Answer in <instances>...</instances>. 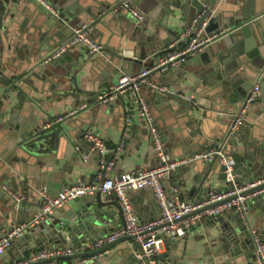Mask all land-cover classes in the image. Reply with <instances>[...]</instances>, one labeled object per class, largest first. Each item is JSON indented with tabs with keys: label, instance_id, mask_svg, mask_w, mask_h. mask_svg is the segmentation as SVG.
I'll return each mask as SVG.
<instances>
[{
	"label": "crops",
	"instance_id": "0c3cea01",
	"mask_svg": "<svg viewBox=\"0 0 264 264\" xmlns=\"http://www.w3.org/2000/svg\"><path fill=\"white\" fill-rule=\"evenodd\" d=\"M49 1L59 10L66 4L75 5V9L77 7L85 9L83 6L89 5L91 0ZM119 1L111 0L110 5L105 6L103 9L93 6L86 15L82 13L80 17L76 16L73 18L74 21L78 19L77 23L82 21V18L91 20L94 26L91 32L92 37L102 45L101 51L92 55V57L81 46H74L65 52L70 54V60L75 61L77 58V63L74 64L75 68L79 67L81 62L83 65L80 66L76 73L79 86L85 90L80 93V100L74 102V98L71 96H59V98L56 97L50 103H43L45 99L48 100V98L57 96L60 89L55 84L54 74L50 75L48 72L42 71L37 62L40 59V54L44 52L42 50L44 44H58L57 42L62 38L67 40L70 36L71 27L66 32H63L65 25L62 24L60 19L55 18V16H52L32 1L0 0V70L2 72L1 76L7 80L5 82L0 79V119L2 114L4 115L3 121H0V236L5 234V227L2 224L6 223V226H11L18 220L29 217L37 211L39 203L37 191L43 185L48 188L50 194H56L63 187L72 183L90 184L95 182L98 155L97 152L91 149V145L87 143L83 136L87 131H93L102 137L111 151L121 140L122 131L125 127V118H129V136L121 155L116 160L111 171L112 176H117L121 172L132 170L137 166L153 167L158 163V156L148 128L139 112L132 108L130 95L123 93L107 103L100 102L97 99L100 92L115 83L121 75V68L117 67L115 54L123 52L125 55L132 56V51L126 49L125 44L138 47L139 41H142L140 39L141 30L136 29V26L141 21H137L135 17L124 10L112 11V6ZM236 2L237 0L218 1L216 11H222L225 16H229L237 9ZM135 4L145 15L143 24L147 27L148 32L159 31L160 36L156 39V44H164V41L168 40L170 45L180 32L188 27L186 21L178 18L173 19L170 16L166 23L162 24L164 20L163 13L152 9V0H138ZM152 11L154 12L152 13ZM167 27L174 30L175 34L171 35ZM262 28L264 30V25ZM197 32L201 36L200 31ZM60 33H62V36ZM164 48L162 47V49ZM206 48L190 56L186 63L178 68L154 73L152 76L154 81L166 84L170 88V92L164 93L167 95L165 98H160L158 93L148 86L140 88V93L144 97L153 117V125L160 135L167 159L187 156L191 150L193 151L190 141L192 137L189 134L191 129L189 125L190 113L188 112L193 102H190L187 99L188 97L193 99V104L196 107L200 104L206 106L212 104L216 108L215 111L210 110L205 119V127L203 129L209 135L221 132L220 121L218 120L226 114L222 109L226 108L234 113L240 107L242 98L236 103L225 101L221 97L220 88H212L208 78L197 76L203 74L209 66V62L197 58V56L206 51ZM90 57L92 60L95 59L96 62L87 61ZM147 58L145 57L143 61H146ZM70 60H65L63 65H67ZM137 67V65H133L132 73H135L134 70L140 69ZM34 70H38V75L32 76ZM18 75L20 78L17 81L15 80L16 82H21L22 77L30 76L35 88L30 82H23L24 89L28 91L25 92L27 94L30 93L33 97L43 98L41 104L34 102V108L28 109L30 101L19 103L18 97L15 95L18 89L15 86L10 87V82L16 79ZM44 75L47 79L43 77ZM9 76H11L10 79ZM69 81L71 82L72 79L69 78ZM250 89L251 87L248 85L244 87L245 94ZM260 89V96L249 107L244 123L240 127L242 132L246 133V138L249 134V142L254 140L251 134V131H253L251 125L264 118L259 108V99L264 96V82L261 83ZM82 104H86L83 109L60 121L64 131L68 132V134L66 138L61 139L60 146L56 150L55 148H50L49 152L40 154L44 158L39 159L36 154L28 153L27 150L21 149L20 142L17 140L21 130L28 129V127L32 128L37 124L43 128L48 123H51V129L55 128L58 123L53 121L58 114ZM198 117L200 119L204 118L203 115ZM44 119L47 122L42 124ZM68 120H72V124L66 122ZM4 122L6 124L10 122L8 125L11 128L8 129L6 127L7 130L2 133L1 125ZM246 122H250V126ZM196 127H202L201 123L198 122ZM260 131L264 133L263 128H260ZM67 143H70L71 146L67 145ZM217 146H220L219 143H216L210 149L218 148ZM247 147L248 150L254 148L250 144ZM242 149L236 148L245 158V163L246 160L252 161L251 155L247 158L245 150ZM80 152L87 154V157L82 158ZM225 153L227 154L228 152L225 151ZM192 165L180 166L168 176L166 175L162 181L165 187L171 184H178L180 187V198L189 201L197 200V196L202 195L203 188H206L204 169ZM243 178H247L246 174L242 175ZM12 179L17 189H14ZM223 187V181L213 176L210 189L219 190ZM14 194L25 195V198L20 200L23 201V204L17 211H15L17 206L14 207L9 202L11 199L19 202L14 197ZM101 196L102 199L110 197L107 205L108 209L112 206L116 209L114 217L100 227L102 228L100 229L102 230L101 233L104 232L105 235L113 228L119 226L122 223V219L119 208H116L112 203L113 201L116 202L115 195L110 192L101 193ZM128 196L139 220H147L157 214L158 208L150 189L132 190L128 193ZM71 204L66 202L57 209L66 212ZM12 210L15 213H12ZM232 212L223 213L220 217L222 219L220 222L217 218H202L187 230L184 236L176 240L168 237L164 238L161 243L159 260L162 264H214V261H209V258H212L213 255L206 252V249L209 245L216 243V246L209 247L212 251L216 250L218 246L217 238L223 233V225L225 223L229 226L234 225ZM246 220L251 223L253 234L254 231L257 232L258 230L260 233L257 236L264 239V202L259 203V205L250 204L244 221ZM101 233L98 236L101 237ZM91 235L94 237V234ZM38 236L40 238L39 242L44 247L39 248L40 246L35 242V239L30 238L29 244L32 250L69 246L78 248V252H85V250L81 249L84 243L79 246L78 244L80 243H76L79 242L81 236L71 239L66 235L67 241L64 243L56 240H51L48 243L44 234ZM252 244L253 240L252 243L245 244L242 250L243 254L238 260L243 262V264L246 262L253 263ZM136 246L134 240H123L97 255L85 257L87 261L82 263L138 264L136 258L131 255L133 250L137 249ZM22 250V244L13 243L10 250L7 249L0 254V264L12 263L17 256L22 254ZM247 254H250V256H247ZM225 258L226 255L221 259L225 260ZM80 259L81 257L60 258L58 261L61 263L80 264Z\"/></svg>",
	"mask_w": 264,
	"mask_h": 264
},
{
	"label": "water",
	"instance_id": "95a60500",
	"mask_svg": "<svg viewBox=\"0 0 264 264\" xmlns=\"http://www.w3.org/2000/svg\"><path fill=\"white\" fill-rule=\"evenodd\" d=\"M137 2L138 0H134V4ZM110 3L111 0H91L89 5L83 6L85 9H80L79 7L75 9V5L66 4L59 9V15L55 18H59L62 24L65 25L63 32H66L69 27L88 21V19L82 18L83 20L77 23L78 19L75 21L73 19L76 16L80 17L82 13L86 15L87 12L91 11L93 6L103 9L105 6L110 5ZM217 4L218 0H152V9L163 13L164 20L162 21V24L166 23L170 16L173 19L178 18L186 21V25L191 26L192 35L197 31H200L201 37L211 36V39L204 47H207L205 49L206 51L204 50L205 52L197 56V58L209 62V66L203 74L197 76L200 78H208L211 82L212 88H220L219 91L221 97H223L225 101L236 103L239 99H243L246 96L244 87L247 85L252 87L257 78H259L258 81L260 85L264 82V30H262L264 25V0H237V9L229 16H225L222 11H216ZM154 11H152V13ZM144 20L139 22L136 26L137 30H141L140 39L142 40L139 41L138 47L125 44V48L132 51V56L125 55L123 52L115 54L117 58V67L121 68V74H132L134 64L139 68L145 65H151L155 58H157L169 45L168 40H165L164 44H156V39L160 36V33L158 30L148 32L147 27L143 24ZM167 29L171 35L175 34V31L171 28L167 27ZM60 35L62 36V33H60ZM64 41H66V38L59 40L57 42L58 44L45 43L42 49L44 52L40 54V59L37 62V65L41 67L42 71L48 72L50 75L54 74L55 84L58 89H60L57 96L50 99L48 98V100L45 99L43 103H50L54 101L56 97L59 98V96H71L74 98V102L79 101L81 97L80 93L85 91L79 86L76 78L77 70L80 66H83L81 62L79 67L75 68L74 64L77 63V58L75 61H72L70 60V54L64 53L56 59L46 60L47 55L57 47V45ZM162 47L165 48L162 49ZM94 54L97 53H89V56L92 57ZM147 56H149V58H147ZM91 57L87 59V61L91 60V63L96 62V60H92ZM145 57L147 60L143 61ZM65 60H70V62L67 65H63ZM134 71L136 73L139 70ZM35 75H38V70L32 72V76ZM43 77L47 79L45 75ZM10 78L11 76H9V79ZM19 78L20 76L18 75L16 76V79H13L10 82V87L15 86V88L18 89L15 95L18 97L19 103L30 101L28 109L34 108V102L41 104L43 98H36L30 93H28V95L25 92L27 89H24L23 82H30L35 88L34 82L30 79V76L22 77L21 82H16ZM69 78L72 79L71 82L69 81ZM0 79L5 82L7 81L2 76ZM157 93L160 98H165L167 96L164 93ZM259 101L260 112H262L264 116V96L260 98ZM210 110L215 111L216 108L212 104L207 106L200 104L196 107V105L192 103V107L188 109V112L190 113L189 125L191 127L189 134L192 137V140L190 141L193 151L191 150L187 156H192L194 153L206 152L210 148H213L216 143H219V145L223 147L224 152L227 151V155L234 160L233 168L235 182L242 184L264 177V133L260 131V128L264 129V118H261V121L259 120L251 125L253 128L251 134L254 140L249 142V134L246 138V133L242 132L241 129H238L232 136H227V126L233 111H228L226 108L222 109L226 114L218 120L220 121L221 132L213 135L205 133L203 128L205 127L207 113ZM199 115H203L204 118L200 119L198 117ZM3 116L4 115L2 114L0 121H3ZM46 122L47 120H42V124H45ZM66 122L72 124V120ZM198 122L201 123L202 127H196ZM56 123H58V125L52 129L51 125L47 128H41V126L37 124L32 128L28 127V129L21 130L19 137L17 138L18 142H20L21 149L27 150L28 153L36 154L39 159L44 158V156L40 154L49 152L50 148H55L56 150L60 146L61 139L66 138L68 134V132L64 131V127L60 121ZM8 124H10V122L7 124L5 122L2 123V133L7 130L6 127L8 129L11 128ZM246 124H249L248 126H250V122H246ZM87 143L91 145V142L87 141ZM248 144L254 146V148L248 150ZM67 145L71 146L70 143H67ZM235 147L243 148L242 150H245L246 157L248 158L251 155L252 161L249 162V160H246L245 163V158H243ZM175 158L176 157H173V159ZM173 159L167 160L171 161ZM242 160H244V162H242ZM190 164L204 169L206 178V188H203L202 195L200 194L197 196V200L195 201H201L206 198L207 193L211 190L210 187L213 176H215L216 179L223 181L225 187L226 179L223 172L224 166L220 164L217 158L211 161L196 159L188 163V165ZM244 174H246L247 178L242 179V175ZM12 183L14 189H17L13 179ZM260 188H264V181L241 191L239 194L250 193ZM108 200H110V197L102 199L100 192L84 194L68 201V203H72L68 211L64 212L63 210L55 209L52 213H48L44 220L30 227L24 235L19 238V240L13 242L16 244H22L23 246L22 254L17 256L15 260L22 259L30 254V238L35 239V242L40 246L39 248L44 247L41 242H39L40 238L38 235L40 234H44L48 243L51 240L64 243L67 241L66 235L71 239L81 236V238L79 237V242H76L80 243L78 246L85 243L87 240L92 241L99 238L100 236H98V234L102 231L100 230L102 229L100 227L103 224L108 223L109 219L114 217L116 210L113 206L109 209L107 208ZM9 202H11L14 207L17 206L15 211H17L18 208H21L23 204V201L16 202L14 199L9 200ZM250 202L251 205H259V203H263L264 192L253 197ZM112 203L116 208H119L117 202L113 201ZM218 203L219 202H213L207 204L196 209L194 212H200ZM40 204L39 201L37 210L40 208ZM11 212L15 213L14 210ZM220 217L221 215H217L212 218H217L220 222L222 221ZM232 220L234 225L229 226L226 223L223 225V233L217 238L218 246L216 250L212 251L210 249L211 247L216 246V243L209 245L206 249V252L213 255L212 258H209V261H214V264H243V262H240L238 259H240L243 254L242 250L245 247V244L252 243L254 234L251 231V223L248 220L244 221L245 219L243 220L236 212H232ZM2 225L5 227V232H7L12 226H6V223ZM254 232L256 234L260 233L258 230L257 232ZM90 234H94V237H92V235L90 236ZM103 235L104 232L101 233V236ZM131 238V236H121L97 248L69 255H59L56 258H84L91 255H97L108 247ZM10 248H8V250H10ZM131 255L135 257L133 253H131ZM225 255V260H222L221 258ZM247 256H250V254H247ZM40 261L41 260H39V262ZM245 264L253 263L246 262Z\"/></svg>",
	"mask_w": 264,
	"mask_h": 264
},
{
	"label": "built area",
	"instance_id": "2783aa9c",
	"mask_svg": "<svg viewBox=\"0 0 264 264\" xmlns=\"http://www.w3.org/2000/svg\"><path fill=\"white\" fill-rule=\"evenodd\" d=\"M23 1L36 3L52 16L58 17L59 15V10L49 0ZM118 9L128 12L137 21H143L145 18L144 13L137 8L133 0H120L112 6V11ZM93 27L91 20L72 26L69 38L55 47L47 55L46 60L56 59L74 46H81L89 53L100 52L102 45L93 39L91 34ZM210 39L211 36L201 37L199 32L192 35L191 26L184 28L174 42L151 65L142 66L136 73L121 74L115 83L109 85L97 97L100 102H109L121 96L123 93L130 95L132 108H135L139 112L148 128L158 156V164L153 167L137 166L132 170L121 172L117 176L111 175L116 160L121 155L127 137L129 136V118H125V127L122 131L121 140L111 151L108 149L104 139L97 133L93 131L85 132L83 135L84 138L91 142V149L97 152L98 155V169L95 182L90 184L72 183L63 187L56 194H50L45 185L40 187L37 191L41 203L40 208L31 216L24 217L12 224L10 229L4 235L0 236V254L10 248L13 242L21 238L30 227L44 220L48 213H52L55 209L62 207L66 202L78 196L96 192H112L115 195L122 223L110 230L107 234L92 241L85 242L82 244L81 249L85 251L88 249L91 250L121 236H131V240H134V243L137 245V249L135 251L133 250V254L139 264H162L159 260V254L163 239L168 237L169 239L176 240L184 236L186 231L202 218L222 215L230 211L236 212L243 219L246 218L251 199L264 192V188L254 190L250 193H239L263 182L264 177L242 184L235 182L234 160L224 152L222 146L206 152L195 153L192 156H179L168 161L160 135L153 125V117L149 107L140 93L142 86H148L150 89L160 93L170 92V88L166 84L158 83L152 79L154 73L166 72L185 64L188 58L201 51ZM179 42L182 43V47L180 48L176 46ZM1 75L2 72L0 70ZM258 80L259 78L256 79L251 89L242 99L240 107L232 113L226 131L228 137L240 129L244 123L245 115L249 107L260 96L261 89ZM187 99L194 103L192 98L188 97ZM85 106L86 104H82L78 107L68 109L58 114L53 122L61 121L75 114ZM50 125L51 123H48L43 128H47ZM80 156L86 158L87 154L80 152ZM215 158L224 166L223 172L225 174L226 184L222 189L210 190L203 200L189 201L180 198V187L178 184H171L168 187L164 186L162 181L165 176H168V174L180 166L187 165L196 159L211 161ZM143 188L151 190L158 211L152 218L142 221L139 220L138 215L134 211L128 193L132 190ZM14 197H16L17 201H20L25 198V195L14 194ZM213 202L219 203L200 212H194L196 209ZM78 251V248L69 246L42 250L31 249L27 257L14 260L10 264H75L61 263L56 257L59 255H69ZM39 260L41 261L39 262ZM86 261L87 259L84 257L79 260V263ZM253 263L264 264V239L257 236L255 232L253 238Z\"/></svg>",
	"mask_w": 264,
	"mask_h": 264
},
{
	"label": "trees",
	"instance_id": "16d2710c",
	"mask_svg": "<svg viewBox=\"0 0 264 264\" xmlns=\"http://www.w3.org/2000/svg\"><path fill=\"white\" fill-rule=\"evenodd\" d=\"M176 46H178L180 48V47H182V43H179Z\"/></svg>",
	"mask_w": 264,
	"mask_h": 264
}]
</instances>
